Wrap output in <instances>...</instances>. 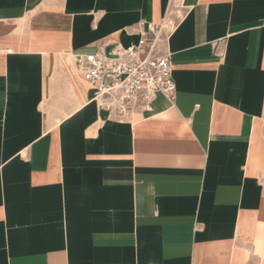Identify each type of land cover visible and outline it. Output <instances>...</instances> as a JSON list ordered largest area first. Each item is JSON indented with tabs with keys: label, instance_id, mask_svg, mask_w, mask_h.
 <instances>
[{
	"label": "crops",
	"instance_id": "crops-1",
	"mask_svg": "<svg viewBox=\"0 0 264 264\" xmlns=\"http://www.w3.org/2000/svg\"><path fill=\"white\" fill-rule=\"evenodd\" d=\"M164 17L174 100L109 118L75 56ZM0 264H264V0H0Z\"/></svg>",
	"mask_w": 264,
	"mask_h": 264
},
{
	"label": "built area",
	"instance_id": "built-area-1",
	"mask_svg": "<svg viewBox=\"0 0 264 264\" xmlns=\"http://www.w3.org/2000/svg\"><path fill=\"white\" fill-rule=\"evenodd\" d=\"M174 27L175 21L168 17L159 23L141 21L135 25V44L117 45L108 53L101 46L75 56V71L89 86L90 99L109 118L122 121L148 111L157 94L174 100L176 87L169 55L162 51Z\"/></svg>",
	"mask_w": 264,
	"mask_h": 264
}]
</instances>
